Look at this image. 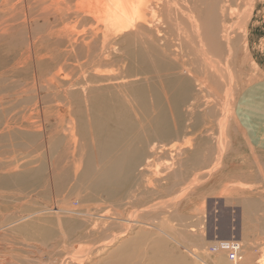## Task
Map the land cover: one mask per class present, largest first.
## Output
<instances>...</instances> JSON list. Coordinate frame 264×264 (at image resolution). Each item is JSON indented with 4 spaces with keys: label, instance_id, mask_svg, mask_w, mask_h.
<instances>
[{
    "label": "rangeland",
    "instance_id": "1",
    "mask_svg": "<svg viewBox=\"0 0 264 264\" xmlns=\"http://www.w3.org/2000/svg\"><path fill=\"white\" fill-rule=\"evenodd\" d=\"M243 1L227 0L225 26L232 38L218 36L224 52L218 62L223 70L217 79L219 95L208 89L214 83H209L205 58L190 51L184 59L178 57L181 71L173 64L172 71L163 68L149 75V58L131 59L126 62L129 86L118 77L81 87L76 80L86 59L83 46L61 39L56 45L33 17L20 11L6 14V31H0V260L52 264L48 255L54 257L52 252L61 251L66 241L65 253L71 257L88 254L101 259L99 264H116L114 249L102 255L104 247L127 230L135 237L140 227L149 232V257L140 250L136 261L130 259L134 264H199L193 255L209 264L219 255L225 261L222 252L210 248L232 239L242 246L238 264L246 262L245 246L256 252L247 264L264 259V159L248 148L233 117L235 100L255 73L242 35L248 11L260 5ZM258 9L264 10V4ZM69 31L82 41L75 36L81 28ZM42 34L53 42L43 44ZM97 59L93 57L94 64ZM132 70L137 77L130 75ZM158 75L160 88L171 82L163 93L177 102V109L175 104L163 108L166 99L160 95L151 97L148 78ZM160 116L169 120L168 131L166 123L154 119ZM71 119L78 131L74 138ZM154 144L158 147L150 152ZM27 215L31 217L14 222ZM135 219L146 225H136ZM223 220L228 221L226 231ZM26 222L33 226L23 231ZM127 253L137 252L129 248Z\"/></svg>",
    "mask_w": 264,
    "mask_h": 264
},
{
    "label": "bare ground",
    "instance_id": "2",
    "mask_svg": "<svg viewBox=\"0 0 264 264\" xmlns=\"http://www.w3.org/2000/svg\"><path fill=\"white\" fill-rule=\"evenodd\" d=\"M241 1H243V0H241ZM244 1H246V0H244ZM233 2H234V0H233ZM236 2H237V0H236ZM200 3L203 4L205 7L200 8L199 7L201 5ZM227 4H229V3H227V0H222L221 2L219 0H204V1H201V0H0V21H1L0 31L5 30L7 27V26H5V29H3V27H4L3 22H4V18L6 16V14L10 13V15H13L15 11H17V12L20 11V13H23V14L26 13L27 17H33L35 20H37V22H36L37 28L44 27V29H48V32L49 31L51 32V36L54 38V40H55L54 43L56 45L58 43V39H61L60 43L63 41L65 42V41L72 40V43L76 44V48L79 47L80 45L83 46L86 50V59L82 62V65H81L83 73L78 76V79L76 81H80L81 82L80 86L84 87V88H88V87H90L91 84H93L90 82H98V81L107 82L106 80H110V79H114V78H118V77L123 78L125 85L129 86L132 81L131 80L129 81L128 75H126V73L128 72V69H129L126 66L127 65L126 62L131 60V59H137V60L139 59L140 61L141 60L144 61V60H148V58H149L150 65H149V73L148 74L150 75V74H155L158 70H162L163 68L166 71H172L175 69L173 64H178L180 67L179 70L181 71L184 69V66L179 63V59H178L179 56H181L183 58V54L185 55L189 51L191 53L192 52L195 53L196 55H199L201 53L199 56L201 57V55H202V58H205L204 60H205V62H207L205 64L208 67V69H207L208 73L207 74H208L209 83H214L213 86L208 85L209 86L208 89L211 92L210 94L215 95L216 93L218 94V92H216L217 91L216 89L219 86L217 81L219 80V78L221 76L220 72L222 70V69L219 70L220 69V67H219L220 63L218 64V62L221 59V56L223 57V53H224V52L223 53L220 52L222 50L220 49L221 42L219 43L218 36L221 33H223V34L226 33V31L228 33V29H229V27L227 28L225 26L227 23L226 22L227 21V14H226ZM250 4H251V2H250ZM232 5H233V3H232ZM231 8H234V6ZM242 9H239V10L242 11ZM229 10L231 11L233 9L229 8ZM245 10H246V8H245ZM249 10H251V9H249ZM249 12H251V11H248V13ZM231 13L233 14V12H231ZM240 13L241 12H239V14ZM247 14H246V16H247ZM246 16H245V18H246ZM249 16H251V15H249ZM240 19H241V17H240ZM241 20L245 21V19H241ZM242 25H244V24H242ZM69 28H70V30H72V29L74 30L76 28H81V31L78 33L79 35L74 34L75 36H80L82 38L81 42L78 41V38H76V39L72 38L73 34L70 31L68 33ZM241 28H243V27H241ZM243 30H245V29H243ZM227 33H226V35H228ZM41 36H40V41L43 44H48V43L53 42V40L47 41V34H42ZM228 36H230V35H228ZM230 37L232 38V35ZM87 39H88V41H86ZM221 39H223V38H221ZM235 40H238V39L236 38ZM174 42L176 43V45L174 44ZM222 43H223V41H222ZM229 45L227 44V46H229ZM233 45H235V42ZM175 46H177L176 49L174 48ZM94 56L98 57L96 64H94V61H93ZM51 63L54 66H56V63H54V62H51ZM203 63H204V61H203ZM145 64H147V63H145ZM113 67L116 68L113 71L106 72L104 70V69H107V68L110 69ZM101 68H104L103 70L105 71V73L100 71ZM132 68H134V66ZM227 69H225L224 72H226ZM132 71H131L132 74H130V75L133 77H137V74H135L134 71L133 72ZM139 72L141 75L145 74V73H142L140 71V68H139ZM226 74H224V75H226ZM191 75H194V74L192 73ZM131 76L129 78H133ZM195 76H196V74H195ZM53 78H55V76ZM157 78H161V77L158 75L156 78H155V76H150L148 78L149 82H150L149 83V90L151 93V97H152V95H153V97L154 96L157 97L158 95H160V96H162L163 99L164 98L166 99L169 97V95L167 94V96H168L167 97L163 92H166L167 88L171 87L172 84H171V82L168 81V83H166V84L164 83L165 84L164 86L162 84V86L160 88L158 85H156L157 84L156 83ZM221 78H222V76H221ZM139 80L140 79H138V81ZM51 83H54V81H51ZM134 83H135V81H134ZM108 85H109V83H108ZM134 87H135V85H134ZM129 88L132 89L131 86ZM142 89H143V87H142ZM133 92H135V91H133ZM136 92H137V90H136ZM79 94H81V93H79ZM85 94H87V93H85ZM138 94H140V92ZM146 96H147V94H146ZM148 97H149V95H148ZM218 98H220V97H218ZM75 99H77V98H75ZM171 99L164 100L165 102H164L163 108L166 107L167 109L170 110V109H172V107L175 104V108L177 109V106H176L177 102L175 101L173 103V101H172V103H171ZM157 100H159V99H157ZM129 102H131V101H129ZM66 103L70 104L69 98L67 99ZM124 104H126V103H124ZM131 104H133V103H131ZM116 105L119 106L118 104H116ZM126 105H129V103ZM75 106H76V104H75ZM188 107H190V106H188ZM149 108H151V107H149ZM128 109L129 108H127V110ZM130 111H131V109H130ZM157 111H159V110H157ZM151 112H154V110H152ZM162 116H164V115H162ZM92 118H93V116H92ZM154 119L156 121L159 119L158 121H160L162 123H166L165 129L168 131V124H169L168 119H167V121H166V118L163 119V117H161V118L158 117L157 119L155 117ZM216 123H217V121H216ZM118 124H120V123H118ZM124 124H126V123H124ZM115 126L117 128V124ZM124 126L125 125H123V127ZM220 126H222V125L220 124ZM218 128L221 129L220 127H218ZM69 130H70V136L72 138H74L75 134H78L77 127H76L74 121H72V119L70 120ZM117 131H118V129L115 132H117ZM121 133H124V132H121ZM111 134H112V132H111ZM118 135H119V132H118ZM121 138H123V137H121ZM177 140H179V139H177ZM121 142H123V141H121ZM150 145H151V143H150ZM73 147H75V145ZM157 147L158 146L154 144L151 147L150 152L155 151L157 149ZM78 149L79 148H77V150ZM121 156L123 157V155H121ZM205 158H206V156H205ZM209 158H211V157H209ZM79 169H80L79 166H77L75 168L74 173H78ZM88 170H89V168H88ZM145 186H146V184H145ZM138 190H140V189H138ZM148 194H149V191H148ZM54 210H62V211L70 212L69 210L59 209V208H54ZM145 213H147V212H145ZM26 217H31V215L23 216L21 218L19 217V219L14 221V222L19 223L20 221L24 220ZM104 217H106V216H103V218ZM106 219L108 220L107 217H106ZM134 222L136 225H139V226L146 225V223H144V221H142L143 223L141 224V221L139 223V221H136V219H135ZM31 225H32V223L26 222V224H24V226H23L24 228H22L20 225V226H18V230H20L19 228L21 227V229L23 231L25 229L27 231V229H29V227ZM131 228H133V227H131ZM141 228L142 227H140L138 229V231L135 233V237L129 236L130 233L133 231L130 232L127 230L126 232L122 233L121 236L118 237L117 239L114 238L112 240L111 245H109L108 247H104V251L102 252V255L108 249L113 248L114 249L113 255L118 258V261L116 262V264H134V262H132L130 259L134 257V261H136L140 257V254H139L140 250H142V253H144L146 256L149 257V240L147 239V235H149V232H147L148 230L145 231ZM129 230H131V229L129 228ZM121 238H124V239L120 241ZM171 239H173V238H171ZM21 241H23V240H21ZM173 241H175L176 244L181 246V244L177 240L173 239ZM17 242H19V241H17ZM65 242L66 241H64L63 243L65 244ZM117 242H118V245H116ZM64 244L61 245V247H62L61 251L57 250L55 253L52 252L54 257L51 258L50 257L51 254L48 255L49 260L52 262V264H85L86 260H88V264L91 262H92V264H99L101 262V259H98V258L95 259L93 257L89 258L88 254H87L88 255L87 256L86 254L85 255L81 254V252L79 253L81 255L71 257L67 252L65 253V250L67 249V247H65ZM58 246L59 245H57L56 247H58ZM182 246H184V245H182ZM52 247H54V245H52ZM13 248H11V249H13ZM27 248H28V246H27ZM129 248H131V249L133 248L134 253L135 252H137V253H135V255L134 254L133 255L128 254L127 250ZM48 249H50V248L48 247ZM7 250H8V248H7ZM15 250H17V249H15ZM30 250H31V247H30ZM124 252L126 253V255L128 254L127 258H125ZM222 253L225 256H227L226 253H224V252H222ZM73 255H75V254H73ZM193 256L201 264H209L204 259H201L200 255L199 256L193 255ZM148 257H146V259H148ZM221 259H222V256L219 255L217 257V261H219ZM226 260L223 262V264L229 263V260L228 259H226ZM147 262H149V259ZM0 264H10V262H8V260H5V258H4V259L0 260ZM11 264H19V263H13V261H12Z\"/></svg>",
    "mask_w": 264,
    "mask_h": 264
},
{
    "label": "crops",
    "instance_id": "3",
    "mask_svg": "<svg viewBox=\"0 0 264 264\" xmlns=\"http://www.w3.org/2000/svg\"><path fill=\"white\" fill-rule=\"evenodd\" d=\"M255 2H258L257 5L260 6L254 7L251 11V16H248L249 20L247 19L248 22L246 27L244 26L245 30L242 35V45L245 46V51L250 57L248 58L251 61V67L255 69V73L248 84L239 92L235 100L233 117L246 139L248 148L260 159H264V10L258 9L264 4V0H255ZM221 222H223L222 229L226 231L228 221L223 220ZM248 225L249 223L245 227H248ZM240 227L239 231L242 232L244 225L243 229L241 225ZM246 238L249 239V237ZM259 245L254 246V248H258ZM241 250L242 246L240 244L239 254ZM255 253V251L252 253L249 247L245 246L244 256L246 262L244 263L247 264L250 260H255ZM225 257L228 259L227 256ZM223 262V259L217 261L216 258L211 264H223ZM259 262V264H264V259ZM228 264L238 263L236 260L235 262L229 261Z\"/></svg>",
    "mask_w": 264,
    "mask_h": 264
},
{
    "label": "built area",
    "instance_id": "4",
    "mask_svg": "<svg viewBox=\"0 0 264 264\" xmlns=\"http://www.w3.org/2000/svg\"><path fill=\"white\" fill-rule=\"evenodd\" d=\"M237 240L219 241L210 248L212 253L224 252L230 262H235L239 257L240 246Z\"/></svg>",
    "mask_w": 264,
    "mask_h": 264
}]
</instances>
